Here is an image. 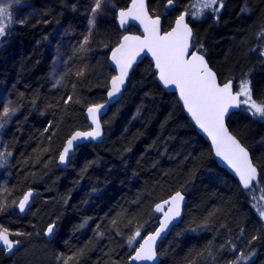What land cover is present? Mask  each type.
Listing matches in <instances>:
<instances>
[{
  "label": "trees",
  "instance_id": "16d2710c",
  "mask_svg": "<svg viewBox=\"0 0 264 264\" xmlns=\"http://www.w3.org/2000/svg\"><path fill=\"white\" fill-rule=\"evenodd\" d=\"M18 1L33 4L37 12L26 24L12 22L2 38L14 44L18 81L7 95L16 111L0 118V153L5 156L0 208L9 199L14 216L8 230L23 235L10 236L19 246L8 258L0 250V264H128L143 236L157 226L154 206L176 192L186 197L183 218L161 243L159 264H229L230 258L237 264L241 253L248 259L238 264H264V221L258 211L264 206V118L241 107L227 121L260 173L258 182L243 191L216 164L175 95L158 86L145 60L104 118L102 143L77 148L61 170L57 158L65 141L74 131L88 129L84 111L103 102L107 90L82 74L95 68L98 57H89V65L85 52L94 46L89 13L82 12L89 1ZM184 1L169 6L168 0H149V12L162 17L167 31ZM223 4L215 15L191 25L194 47L202 46L220 83L232 80L237 90L248 79L254 99L264 103V0ZM55 21L83 45V56L72 57L62 79L52 83L45 56ZM109 28L107 33H114L113 23ZM107 39L95 43L105 53L113 47ZM28 192L31 205L19 214L17 205ZM53 223L47 242L43 232ZM137 229L142 238L130 248Z\"/></svg>",
  "mask_w": 264,
  "mask_h": 264
},
{
  "label": "snow or ice",
  "instance_id": "6c2138e0",
  "mask_svg": "<svg viewBox=\"0 0 264 264\" xmlns=\"http://www.w3.org/2000/svg\"><path fill=\"white\" fill-rule=\"evenodd\" d=\"M103 0H95L92 8L93 17L89 23L94 24L95 14L101 10ZM173 0H168V5H172ZM218 5V7H217ZM224 6L223 0H195L194 11L186 10L176 20L175 27L171 31L162 34L160 29V19H155L148 15L144 0H132L131 7L126 11L119 12V22L121 26L128 23V20L138 21L143 28V38L140 36L123 37L119 45L112 50L111 59L115 64L118 75H114L111 80V88L108 92L109 98L115 97L121 92L125 84L126 77L133 63L145 51L151 54L155 61L158 72V79L165 88L174 86L178 91L180 100L183 102L185 110L190 114L195 124L211 138L215 148L216 156L219 157L239 178L241 185L248 189L253 181L259 178L258 170L253 165L249 153L241 143L229 133L225 126L226 115L230 114V109L246 106L244 110L252 116L264 118V103L257 102L253 97L251 82L243 79L240 82L239 90H233V81L229 80L223 85L217 82L215 73L210 69L205 56L192 48V29L186 22V16L192 15L200 18L205 9L219 12ZM21 23H23L21 21ZM12 25L11 15L7 7L0 6V38L6 35V30ZM264 36V33L260 34ZM87 43V37H85ZM202 47V46H201ZM264 55V52L261 53ZM104 105H93L88 108V115L95 127L88 132H76L67 141L60 160L63 163L69 151L74 147V141L81 138H91L95 140L101 135L99 114ZM15 108L10 104L3 108V116L14 114ZM3 127V124H0ZM10 155V153H9ZM5 160L4 153H0V166ZM32 193L28 192L19 201L18 207L21 212L25 210ZM183 195L176 192L169 200L163 204L156 205V212H163L164 219L160 227L153 234L146 238L141 237L140 229L129 238L128 244L131 248L138 238L143 239V243L135 249L132 261H153L156 258L155 242L161 232L168 226L169 222L180 215V206ZM168 205L167 211L164 206ZM259 215L264 219V207L258 208ZM51 227L48 229L51 233ZM11 235L20 236L23 233H10L8 229L0 227V250L11 253L19 241L10 239ZM243 253L237 257V264L240 260L247 261Z\"/></svg>",
  "mask_w": 264,
  "mask_h": 264
},
{
  "label": "rangeland",
  "instance_id": "374dc122",
  "mask_svg": "<svg viewBox=\"0 0 264 264\" xmlns=\"http://www.w3.org/2000/svg\"><path fill=\"white\" fill-rule=\"evenodd\" d=\"M89 4L88 6H84V9L82 10L83 13L85 11H88L89 19H92L93 13L92 8L95 6V0H88ZM195 3V0H186L183 2L182 10H179L177 14L173 16L174 22L175 18L183 11H194L193 5ZM128 4L127 0H103L101 10H98L95 14V22L94 24L89 23V37L92 40L94 46L90 50V52H86L87 54V60L90 61L92 65V59H90L95 53L98 55L96 60V66L92 69H88L85 71L83 76H90L98 83V84H105L106 87H108V81H109V74L107 71L108 66V53L103 52V47L98 46L97 43L101 37L106 36L108 37L106 44H111L112 46H115L123 33H121L116 24H115V18H116V12L119 9H124ZM0 6L7 7L8 11L11 15V20L14 23L18 24H26L27 21H29L31 18L36 17L37 10L34 8L33 4L27 2H20L18 0H0ZM218 7V5H217ZM36 10V12H35ZM217 12H213L210 9H205L203 15L200 18H194L192 15L189 17V23L192 24H198L200 22L205 21L208 16H213ZM172 17H168L167 20L171 21ZM21 21L23 23H21ZM113 23L115 26L114 33H107V31L110 29L109 26ZM56 27L51 31V37H50V47L48 50L47 55L45 56V59H47V65L49 70V81L59 82L62 79L63 73L65 69L68 67V63L71 65L72 57H74L76 54L79 53V49L83 47V45L78 46L77 42L72 39L71 34L66 33V28L61 26V23H58L55 21ZM132 33H136V30L131 28L129 30ZM107 33V34H106ZM3 38V37H2ZM0 38V74L4 71L3 74L0 75V118L3 113V108L5 105H9V102L7 101V95L10 89L13 88L14 85L17 84L18 81V72L15 67V62L12 61L14 56L13 54V47L14 44L10 41H6L4 39ZM71 39L69 41H65V39ZM85 43V42H84ZM88 44V41L87 43ZM195 45V44H194ZM112 48V47H111ZM199 52L202 51L201 46L196 47ZM85 49V47H84ZM87 49L89 47L87 46ZM96 51V52H94ZM80 55L83 56L81 53ZM90 57V58H89ZM62 58V62L59 64V59ZM73 66V65H72ZM239 90V87L236 91ZM243 109L246 108V106L241 105ZM246 111V110H245ZM103 127H106V123L103 121ZM32 197V195H31ZM264 207V206H262ZM18 213L20 214V209L17 205ZM14 216V211L11 209V204L9 202V199L6 200L4 205L0 208V227L8 229V223L10 222V219ZM261 217V216H260ZM264 221V219H262ZM48 227V226H47ZM45 231V230H44ZM44 234V232H43ZM11 239V238H10ZM19 244L15 245L14 250L18 248ZM229 264H235L232 258H230Z\"/></svg>",
  "mask_w": 264,
  "mask_h": 264
},
{
  "label": "water",
  "instance_id": "95a60500",
  "mask_svg": "<svg viewBox=\"0 0 264 264\" xmlns=\"http://www.w3.org/2000/svg\"><path fill=\"white\" fill-rule=\"evenodd\" d=\"M127 1H128L127 6H126L124 9H119V10H117V12H116L115 24H116L118 30H119L121 33H123V35L121 36L119 42H118L115 46H113V47L110 49L109 53H108V66H109L110 71L112 72V76H111V78H110L109 81H108V87H107V90H106V92H105V96H104V100H103V102L98 103V104H95V105H101V104H102V105L105 106V107L103 108V110L101 111V113L99 114V121H100V127H101V135H100L99 137H97L95 140H93V139H91V138H88V139H83V138H81V139H79V140H77V141H74V147L69 151V153H68V155L66 156L64 162H63V163L61 162V160H60V156H61V154H62L64 148L67 146V141H68L69 139H71V137H72L76 132H78V131H79V132H88V131H91V130L95 127V125L92 124V121H91V119L89 118L88 111H87L88 108H89L90 106H93V105H90V106H88V107L85 109L84 114H83L84 119H85V121H86V123H87L88 129H86V130H76V131H74V132L68 137V139L65 141V143H64V145H63V147H62V149H61V152H60V154H59V156H58V159H57V167L60 168L61 170H65L66 167L68 166V163H69L70 158L74 155L75 150H76L77 148L83 146L84 144H86V143H93V144H100V143H102V141H103V139H104V135H105L104 127H103V120H104V118L108 115L110 109H111L113 106H115V105L121 100V98H122V96H123V94H124V92H125V90H126L128 80H129V78H130V76H131V74H132V72H133V69H134L136 66H138L139 64H141L143 61L147 60V61L151 64V66H152V69H153V72H154V75H155V77H154L155 82L158 84V86H159V87H160L165 93L175 95V97H176L178 103L181 105V107H182V109H183V112H184L186 118L188 119L189 123L192 125V127L194 128V130L196 131V133H197V134H198V135H199V136H200V137H201V138H202V139H203V140L209 145L210 150H211V153H212V156H213V158H214L216 164H217L221 169H223L224 171H226V172H227V173H228V174H229V175H230V176H231V177L237 182L238 186H239L243 191H248V190H250L251 187H252L254 184H256V183L258 182L259 178H258L257 181H253L252 186H250V188H248V189H245V188L241 185V183H240V181H239V178H238V177L236 176V174L232 171V169H230V168L226 165V163H225L224 161H222L219 157L216 156L215 148H214V146H213V144H212L211 138L208 137L207 134L204 133V132H203V131H202V130H201V129L195 124V122L192 120L190 114L185 110V108H184V106H183V102L180 100V97H179V93H178V91L175 90L174 86H170V87H168V88H165V87L163 86L162 82L159 81V79H158V72H157V69H156V67H155V61H154L153 58L151 57V54H150V53H147V52L145 51L144 53L141 54V57H138V58H137V61L133 63L132 68L129 70V74H128V76L126 77L125 84L122 86V90H121V92L118 93L115 97L109 98V96H108V92H109V90H110V88H111V80H112V77H113L114 75H118V71H117V69H116V67H115V64L113 63V61H112V59H111V56H112V50L115 49V48L119 45V43L122 41L123 37L126 36V35H129V36H140L141 38H143V35H144L143 28H142V26L139 24L138 21H134V20L129 19L127 24H125L124 26H121V24H120V22H119V12L122 11V10L126 11L129 7H131V4H132V0H127ZM148 1H149V0H144L146 11L148 12V15H149L151 18L155 19V18L158 17V18L160 19V22H161V23H160V29H161V33H162V34L171 31L172 28L175 27V24H176V20H177V18H178L182 13L185 12V11L181 12V13L175 18V20H174L173 24L171 25V27H170L167 31H163V30H162L163 19H162V17H160V16H154V15H151V14H150V12H149V8H148ZM186 22L188 23L189 27L192 29L191 25L189 24V15L186 16ZM131 28L135 29V30L137 31V33H132V32H130L129 30H130ZM193 36H194V33H193V29H192V41H191V43L193 42ZM192 50H195L193 44H192V48H190V51H192ZM205 59H206V58H205ZM206 61H207V60H206ZM207 63H208V61H207ZM208 65H209V63H208ZM209 67H210V65H209ZM210 69L215 73V71H214L211 67H210ZM215 75H216V77H217V74H216V73H215ZM217 82H218L220 85H223V84L226 83L227 81L224 82V83H220V82H219V79H218V77H217ZM233 90L235 91V89H234V82H233ZM239 110H240V108H237V109H230V114L226 115V118H225V126L227 127V129H228V131H229V133H230L231 135H233V134L230 132V130H229L228 126H227V121H228L229 117H230L232 114L237 113ZM233 136H234V135H233ZM234 137H235V136H234ZM235 138H236V137H235ZM236 139H237V138H236ZM237 140H238V139H237ZM238 141H239V140H238ZM239 142H240V141H239ZM240 143H241V142H240ZM241 145H242V143H241ZM242 146L244 147V145H242ZM245 148H246V147H245ZM246 150L248 151L247 148H246ZM248 153H249V157H250V159H251L253 165L257 168V166L255 165V163L253 162V160H252V158H251V155H250V152H249V151H248ZM257 170H258V168H257ZM258 174H259V177H260L259 170H258ZM180 193H181V192H180ZM174 194H175V193H174ZM174 194H172L170 197H168V198L165 199L164 201L169 200ZM181 194H182V193H181ZM182 195H183V194H182ZM183 198H184V199H183V201L181 202V206H180V215H179L178 217H175L173 220H171V221L169 222L168 226L164 229L163 232H161L160 236L157 238V240H156V242H155V245H154L155 252H156V258H155V260H153V261H140V262L132 261V260H131V257L135 255V250H134V251L132 252V254H131L129 260H128V264H159V263H160V256H159V254H158V251H159V247H160L161 243H162V242H163V241L169 236V234H170V233H171V232H172V231H173V230H174V229H175V228L181 223V221H182L183 213H184V208H185V205H186V197H185L184 195H183ZM31 199H32V197H30L29 202H28V204L25 206V210H24L22 213H25V212L29 209V207H30V205H31ZM164 201H161V202H159L158 204H163ZM158 204H156V205H158ZM156 205H155L154 208H153V212H154V214H155V215L157 216V218H158L157 226H156V228H155L152 232L145 234V235L143 236V238H146L149 234H153V233H155V231L160 227L161 221L164 219L163 212H156V211H155ZM167 208H168V205H165V206H164V211H167ZM50 227H51L52 231H51V233L49 234L48 229H49ZM54 231H55V224H54V223H53V224H50V225L45 229L44 234H43V237H44V239H45L47 242H49V241L52 239V236H53V234H54ZM140 243H143V239H141V241L139 242V244H140ZM139 244L137 245L136 248L139 247ZM136 248H135V249H136ZM13 253H14V250H13L11 253L5 252V257H6V258L11 257V256L13 255Z\"/></svg>",
  "mask_w": 264,
  "mask_h": 264
},
{
  "label": "bare ground",
  "instance_id": "6f19581e",
  "mask_svg": "<svg viewBox=\"0 0 264 264\" xmlns=\"http://www.w3.org/2000/svg\"><path fill=\"white\" fill-rule=\"evenodd\" d=\"M61 152V151H60ZM60 154V153H59ZM58 159V158H57Z\"/></svg>",
  "mask_w": 264,
  "mask_h": 264
}]
</instances>
